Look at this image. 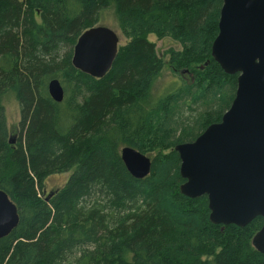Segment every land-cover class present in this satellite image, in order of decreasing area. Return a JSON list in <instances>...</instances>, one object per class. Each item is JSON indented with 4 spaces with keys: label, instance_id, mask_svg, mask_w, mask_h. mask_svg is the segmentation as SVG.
Returning a JSON list of instances; mask_svg holds the SVG:
<instances>
[{
    "label": "trees",
    "instance_id": "16d2710c",
    "mask_svg": "<svg viewBox=\"0 0 264 264\" xmlns=\"http://www.w3.org/2000/svg\"><path fill=\"white\" fill-rule=\"evenodd\" d=\"M222 0H0V190L16 206L17 227L0 239V264H264L251 241L262 226L214 225L205 196L179 192L176 145L218 123L236 91L211 58ZM113 8L127 44L94 79L71 64L85 30ZM169 38L173 73L192 72L149 110L163 68L155 44ZM180 75V74H179ZM64 98L51 100L50 80ZM19 105L17 142L8 140L2 100ZM145 103V104H144ZM144 104V106H143ZM153 154L143 179L120 149ZM69 173L43 200L46 179Z\"/></svg>",
    "mask_w": 264,
    "mask_h": 264
},
{
    "label": "water",
    "instance_id": "95a60500",
    "mask_svg": "<svg viewBox=\"0 0 264 264\" xmlns=\"http://www.w3.org/2000/svg\"><path fill=\"white\" fill-rule=\"evenodd\" d=\"M118 46L114 31L91 27L77 38L71 64L101 79L110 71ZM210 53L226 75H237L236 91L218 123L174 147L184 180L179 192L189 199L205 196L214 225L242 228L260 217L262 226L251 245L264 255V0H222ZM47 92L55 103L63 101L58 79L49 81ZM120 158L134 179L151 171L150 158L133 148H121ZM18 221L16 206L0 190V239Z\"/></svg>",
    "mask_w": 264,
    "mask_h": 264
},
{
    "label": "rangeland",
    "instance_id": "374dc122",
    "mask_svg": "<svg viewBox=\"0 0 264 264\" xmlns=\"http://www.w3.org/2000/svg\"><path fill=\"white\" fill-rule=\"evenodd\" d=\"M96 26L106 27L114 31L119 38L118 48L123 47L127 44V40L123 37L119 30L118 22L113 8H108L103 11L100 17V21L96 24ZM147 40L155 44L156 52L158 56L163 59L164 65L159 75L155 77L153 79V82L151 83L148 101L149 105L145 107V103L143 104V106L145 107V111L152 108V106H154L162 96L173 90V88L179 86L181 82L185 81V83H191L193 80L192 72L186 73V71H179L180 75H176L172 72L170 66L168 65L169 56L166 53L170 50L180 51L181 47L178 43L169 38L158 40L153 34H149L147 36ZM1 105L4 108L6 127L8 130V140L11 142H17L19 136L18 123L20 120L18 101L12 94H9L2 100ZM146 156L150 158V160L153 158V154H148ZM68 177L69 173H64L53 175L46 179L44 184V194L42 196L43 200H46L48 196L52 195V192L63 187Z\"/></svg>",
    "mask_w": 264,
    "mask_h": 264
}]
</instances>
